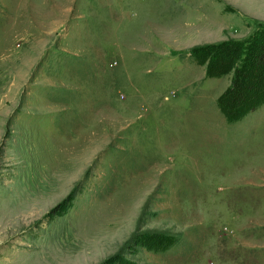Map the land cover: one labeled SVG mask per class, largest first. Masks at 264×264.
Returning a JSON list of instances; mask_svg holds the SVG:
<instances>
[{"label": "rangeland", "instance_id": "obj_1", "mask_svg": "<svg viewBox=\"0 0 264 264\" xmlns=\"http://www.w3.org/2000/svg\"><path fill=\"white\" fill-rule=\"evenodd\" d=\"M264 0H0V264H264V101L227 119Z\"/></svg>", "mask_w": 264, "mask_h": 264}, {"label": "trees", "instance_id": "obj_2", "mask_svg": "<svg viewBox=\"0 0 264 264\" xmlns=\"http://www.w3.org/2000/svg\"><path fill=\"white\" fill-rule=\"evenodd\" d=\"M190 55L205 63L206 76L232 71L231 83L217 97L227 119H236L264 101V21L241 39L195 45Z\"/></svg>", "mask_w": 264, "mask_h": 264}]
</instances>
